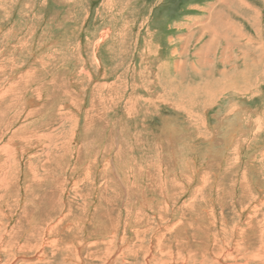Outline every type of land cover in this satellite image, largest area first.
Instances as JSON below:
<instances>
[{
    "label": "rangeland",
    "instance_id": "obj_1",
    "mask_svg": "<svg viewBox=\"0 0 264 264\" xmlns=\"http://www.w3.org/2000/svg\"><path fill=\"white\" fill-rule=\"evenodd\" d=\"M227 1L0 0V264H264V0Z\"/></svg>",
    "mask_w": 264,
    "mask_h": 264
},
{
    "label": "bare ground",
    "instance_id": "obj_2",
    "mask_svg": "<svg viewBox=\"0 0 264 264\" xmlns=\"http://www.w3.org/2000/svg\"><path fill=\"white\" fill-rule=\"evenodd\" d=\"M222 1V0H221ZM233 0H229V1H227V2H225V5L224 4H221L222 5V7L224 8H226V9H228L229 11H231L227 6H230L231 4H233V2H232ZM235 1V0H234ZM242 2L243 1H241V0H236V3L238 4L237 6H240L241 4H242ZM227 5V6H226ZM221 7V9L219 8V10H218V14H217V12H216V14H217V18H213V20L211 19L210 21H209V23H208V25H206V27L203 29V31H206V32H209V33H211L212 34V37L210 38V40H208L207 41V44H204L206 47L205 48H203L202 50H206V51H208L207 52V54H206V56L205 57H201L199 60H197V62H199V64H200V67H202V69H207V70H210L209 68H210V66H211V63L213 64V60L211 59V57H210V55L211 54H214V53H212V45H213V43H216L215 41H216V36L217 35H223L226 39L229 37V38H231V33L232 34H235V30L233 29V25L231 24V20H230V18H229V16H228V13H225V10L223 9ZM231 7V6H230ZM232 18V17H231ZM233 23V22H232ZM208 26V27H207ZM211 27H213V28H211ZM217 28H220V31H223V32H225V35L224 34H222L221 32H218V30L219 29H217ZM214 30V31H213ZM213 31V32H212ZM240 40V39H239ZM204 45H203V47H204ZM227 46V45H226ZM259 50V51H258ZM257 52H260V53H264V51L263 50H261V49H258L257 48ZM198 55V54H197ZM226 57V56H225ZM223 61V60H222ZM211 62V63H210ZM224 63V62H223ZM159 64V63H158ZM192 67H193V71H192V73L196 70V67H195V64H192ZM199 70V69H198ZM203 72V71H202ZM196 73H197V71H196ZM208 72H206L205 74H207ZM194 74V73H193ZM199 74H200V72H199ZM225 76V75H224ZM227 76V75H226ZM237 76V73H235V74H233L232 75V77H236ZM226 78V77H225ZM236 79H237V77H236ZM223 84H225L222 80H219V79H214V80H210V79H207V78H205V79H203V78H200L197 82H195L194 83V86L193 87H191V85H190V87H189V89H185V90H183L184 91V95H187L186 94V92H188V93H190V95H187V96H195V95H201V94H203L204 92H205V95H209L210 94V96H212L213 95V92H214V95H217L218 93H217V91H219V88L221 87V85H223ZM215 87V88H214ZM216 88H217V90H216ZM185 97V96H184ZM169 124H172L171 122H169ZM170 126V128H172L171 127V125H169ZM169 128V127H168ZM232 136H233V134L231 135H229V137L230 138H232ZM182 179V178H181ZM201 181H202V184H207L206 183V181H208V180H202L201 179ZM166 186L167 185H171V184H173L172 186L173 187H175V186H177L178 185V187H180L181 188V186H179V185H181V184H177L176 182H174L172 179L170 180H168L166 183ZM194 191V190H193ZM193 191H192V193H193ZM198 191V190H197ZM181 192V191H180ZM191 195H194V194H191ZM190 195V196H191ZM201 195H202V193L200 192V198H201ZM239 197H241V196H239ZM238 197V198H239ZM193 198V197H192ZM203 198V197H202ZM190 199V198H189ZM242 199V198H241ZM202 201H205V198H203V199H201ZM239 200V199H238ZM204 204V203H203ZM187 205H185V207H186ZM196 206V205H195ZM209 206V205H208ZM255 206V205H254ZM194 207V206H193ZM188 208V207H187ZM225 208V207H224ZM256 208V207H255ZM183 209V208H182ZM189 211V210H188ZM193 215V214H192ZM225 218V217H224ZM131 220H133V219H131ZM140 219H138L137 221H134V223L135 224H139V223H141L140 221H139ZM30 221V220H29ZM193 221H196V219H195V217L193 218V219H188L187 220V222H186V228L187 229H189L190 231H193V234H191V236H192V238L194 237V231L195 230H199V231H203L202 229H200V228H198L197 226H195L194 224H193ZM226 220H222V225H225L224 224V222H225ZM132 222V221H131ZM131 222H129L130 224H131ZM201 224H202V221L200 222ZM1 225V224H0ZM5 227L6 226H1L0 227V233H1V230H5ZM224 226H222V229H224L223 228ZM14 229V228H13ZM173 230V227L172 228H169V227H166L165 228V231H168V232H170V231H172ZM13 231V230H12ZM134 232V231H133ZM139 232V231H138ZM137 232V233H138ZM146 232V231H145ZM224 232V231H223ZM239 234L240 235H243V231H242V229H239ZM10 233V232H9ZM222 233V232H221ZM225 233V232H224ZM215 233H213L212 235H214ZM140 235H142V234H140ZM145 234H143V236H144ZM162 236H163V240L165 241V236H164V233H159V234H157V239L159 238V239H161L162 238ZM175 236V238H176V236L177 235H174ZM209 236V235H208ZM215 236V235H214ZM226 236V235H225ZM238 236V235H237ZM9 237V236H8ZM11 237V236H10ZM10 237H9V239H10ZM145 237V236H144ZM0 238H1V240H2V238H4L3 237V235L2 234H0ZM16 238V237H15ZM195 238V237H194ZM223 238V237H222ZM243 239V238H242ZM242 239H241V241H242ZM4 240V239H3ZM151 240V239H150ZM167 240V239H166ZM176 241H175V253L176 254H178V256H180V254H182L183 252L181 251V253L179 252V246H178V244H181L180 242V240L178 239V238H176L175 239ZM217 240V239H216ZM245 240V239H244ZM162 241V240H161ZM240 243V242H239ZM192 244H195L196 246H198V245H200V243H196V241L194 240L193 242H192ZM212 244V243H211ZM217 244V243H216ZM216 244H212L213 246H215ZM217 247H219V246H217ZM239 247V246H238ZM11 248H14L12 245H10V244H6V243H4V244H0V251L2 252V253H7V254H9L10 252H11ZM17 248L18 249H21L22 248V246H21V244H20V246H19V244H18V246H17ZM162 248V247H161ZM168 248H169V250H168V253H170L171 251H170V248H171V244L170 245H168ZM221 248V247H220ZM163 249H164V247H163ZM196 249V248H195ZM219 249V248H218ZM228 249V248H227ZM226 249V250H227ZM230 249V248H229ZM228 249V250H229ZM145 250V249H144ZM227 250V251H228ZM184 251V250H183ZM189 252L191 253V255H193V253L194 252H192L191 250H189ZM212 252H214V251H212ZM229 252V251H228ZM185 253V252H184ZM188 253V252H187ZM190 253H189V255H190ZM208 253V252H207ZM229 255H230V252H229ZM228 255V256H229ZM175 256V254H173L172 255V257H174ZM226 258V257H225ZM223 259H224V257H223ZM181 261V260H180ZM183 261V260H182ZM193 261H194V259H193ZM201 261V260H200ZM186 262V261H185ZM195 263H196V261H195ZM194 263V264H195ZM235 263V262H234ZM242 263V262H241ZM173 264V263H172ZM211 264V263H210ZM231 264H233V262L231 263Z\"/></svg>",
    "mask_w": 264,
    "mask_h": 264
}]
</instances>
